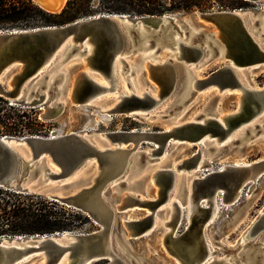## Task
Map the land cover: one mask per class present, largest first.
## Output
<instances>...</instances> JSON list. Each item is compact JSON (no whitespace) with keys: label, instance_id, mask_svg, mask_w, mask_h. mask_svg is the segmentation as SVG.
<instances>
[{"label":"water","instance_id":"water-1","mask_svg":"<svg viewBox=\"0 0 264 264\" xmlns=\"http://www.w3.org/2000/svg\"><path fill=\"white\" fill-rule=\"evenodd\" d=\"M32 1L46 12L58 13L65 8L68 0H65L63 5V0ZM263 14L264 9L259 8L197 11L188 16L172 13H100L63 25L0 28V96L33 107L49 104L54 99V103L49 106V118L63 110L68 102L98 106L109 115L147 117L149 112L146 111L158 101L149 91L138 94L132 89L130 93L120 94L118 101L110 108L102 107L101 102L107 97V91L117 86L118 75L130 76L150 58L147 62L148 68L152 77L160 84L162 97L176 88L175 61L179 60L182 61L179 63L185 66L189 86L191 79L195 80L191 89L199 90L210 85H216L221 90L240 87L242 83L237 70L242 68L247 71L250 67L256 68L264 63V26H258V22H264V17L260 18ZM177 34L180 42L177 41ZM256 35H259V38ZM178 45L181 54L175 59ZM166 49L172 52L165 61L160 62V51ZM135 54L142 57L138 64H132L128 60ZM210 58L226 60L229 63H223L206 78L193 75V67ZM72 59L80 61L82 65H75L78 71L71 84L65 86L63 82L68 78L70 70L64 67V64ZM95 75H102L109 86L97 81L93 77ZM128 84L132 85L130 80ZM53 90L56 91L55 95ZM27 93L28 97L33 98H25ZM243 93L239 109L221 117L215 111L212 115L186 121L155 133H105L104 137L113 147L107 146L104 149L95 144L93 134L89 133L0 136V187L17 193L45 194L57 202L88 213L103 225L100 231L91 234L60 231L41 237L1 236L0 264H15L24 255L39 250L45 252V264H58L66 253L69 254L68 264H91L106 259L111 260L109 264H121L111 244L110 221L114 209L102 198L105 187L126 177L128 170L127 179L139 169V142L144 143L153 138L166 143L172 138H178L200 145L209 140L222 144L231 132L264 109V86L243 88ZM253 126L264 129V125L257 123L247 127L243 134L249 130L252 133ZM130 141L134 142L135 146H122L128 145ZM163 154V150L149 149L144 153V158L149 163L160 159ZM131 156L134 162L130 167ZM90 159H96L99 166V173L92 182L89 183V175L69 181L68 178L84 168ZM48 162L53 164L57 171L52 170ZM200 162L202 165L208 163L207 156L199 154L192 163L178 164L177 168L197 167ZM229 171L235 172L237 178L225 189L227 193L230 192L225 201L233 202L247 181H258L264 174V160L235 165L227 170L195 177L191 186L192 209L189 215V229L184 236L170 237L168 240L170 251L182 264H201L208 259L209 247L204 230L214 218L215 196L217 191L227 184L225 177ZM174 174L171 166H164L156 171L158 199H140L132 195L133 193L122 198L123 205L120 209L129 205H140L152 210V214L144 220L133 222L132 225L136 229L137 225H151L157 208L174 194L177 199L173 203L174 216L170 223L173 231L177 229L184 207L179 203L182 199V188L177 193L174 189ZM49 181L64 187L79 185L80 188L76 193L59 196L50 193ZM127 185L133 187L131 183ZM203 197L207 198L208 206L201 204ZM261 221L256 229L264 227L263 216ZM247 243H252V246L258 244L253 240ZM255 250L262 259L260 264H264V245L256 246ZM225 264L239 263L236 259H231Z\"/></svg>","mask_w":264,"mask_h":264},{"label":"rangeland","instance_id":"rangeland-1","mask_svg":"<svg viewBox=\"0 0 264 264\" xmlns=\"http://www.w3.org/2000/svg\"><path fill=\"white\" fill-rule=\"evenodd\" d=\"M170 1L171 0H163L167 5L170 4ZM195 1L202 3L204 9L194 7L191 10L166 11L165 13L188 16L194 15L197 11L238 10L242 8L264 9L263 0ZM100 13L138 15L130 11H108V9L104 8L102 0H95L92 12L77 15L74 19L64 24L79 18ZM263 17L264 14L260 15V18ZM44 26L45 25L40 23L36 18L28 23L27 28ZM258 26H264V22H258ZM164 52L165 50L160 51V54ZM170 52L172 51H169V53ZM132 59L140 61L142 57L135 54ZM149 60L150 58L146 59L142 65L146 66L145 64H147ZM179 62L182 61H175V67L177 69L176 88L171 93L163 95L160 103L146 111L151 113L150 115L152 118L150 119H148L150 115L147 117L125 114L109 115L103 112L98 106L79 105L71 102H68L64 109L58 111L54 117L49 118V106L54 103V99L51 100L49 104L33 107L31 105H24L22 102H14L10 98L2 96L8 100V105L12 108H8V106L5 110L0 112V136H61L71 133H89L94 135L116 131H146L147 133H155L162 131L166 126L169 127L181 117L187 118L189 116H195V118H201L202 116L214 114L217 109L228 111L236 107L238 103L237 95L241 93L240 91L228 87L221 90L216 85H210L199 90L191 89V82L190 86L188 83V75H186L182 63ZM66 64L64 66L70 70V73L63 83L65 86H69L78 71L75 65H82V63L73 62L68 65ZM221 65V59L210 58L204 60L199 66L194 67L193 70L197 73L196 75H201L200 77L197 76L198 78H206ZM141 71V75H137V70V72L135 71L132 73L128 79L135 80L133 83H137L138 86L136 89L139 91L146 88L151 90L152 88V91L157 94L161 90L160 84L152 77L150 69L148 67H143ZM249 75L252 82L263 87L264 63L251 70ZM99 77L107 82L102 75ZM161 77L169 78L170 76L161 75ZM136 79L139 83L136 82ZM4 85H6V83H4ZM118 85V89L107 94H110V96H117L119 92L133 88V86L128 85V80L124 79L123 75H119ZM52 93L55 95L56 91L53 90ZM26 97L30 99L33 98L28 97V93L25 95V98ZM23 108L27 110L25 114L22 113ZM18 114H20L19 118L29 125L24 130L14 125L11 126L9 122L10 116H16ZM36 118L38 120H36ZM260 125L264 124L261 123ZM252 130V133L251 130H249L247 133L235 137L227 143L223 141L222 144L209 140L207 143L200 145L197 142L178 138L175 140L172 138L166 143H162L153 138L146 140L144 143L139 142L138 149L141 152L138 159V163H140L137 164L139 169L137 168L138 170H136L130 178L127 179V177H124L109 184L103 190L102 195V198L107 201V204L114 209L110 221V234L111 244L118 259H120L123 264H182L181 260L170 251L168 240L170 237H182L187 233L190 225L188 217L190 210H188L186 206L184 207L182 220L175 231L172 230L171 225L167 227L161 224L157 227L155 225V220L158 216H160L159 218H164L168 214V211L164 209L166 202L162 203L155 211L154 221L151 225H149V223L141 227L137 225L138 229L132 225L133 222L144 220L148 215L152 214V210L140 205H129L122 209L119 208L123 205L122 198L130 193H133L132 195L140 199L142 198V192L147 196L146 199L159 198L158 185L154 183V180H148L150 169L143 174L138 172H141L143 168L151 164H153L152 166L154 167L160 165L170 166L178 163L180 165L185 163L190 164L196 160L199 154L204 157L207 156L208 158V163L206 162L200 171L201 177L208 173L227 170L231 166L247 165L254 161L264 160V129L261 130L257 126H253ZM127 146L133 147L135 143L130 141ZM149 149H157L158 151L163 150L164 154L162 156L166 155V157L163 159H155L148 163L145 161L144 153ZM150 158L153 159V157ZM238 159L240 160L239 163H237ZM189 170L191 169H182L181 172L185 175L190 172ZM88 171H90V169H88ZM136 174L140 175L135 176ZM88 175V173H85L78 179L88 177ZM225 178L227 184L218 190L215 196V205L216 208H218L217 212L210 226H207L204 230L208 247H213L214 253L212 257L205 259L201 264H225L231 259H236L239 264H260L262 259L260 255H258L259 253L256 252V250L254 251V249L256 246L264 245V227L256 229L262 222V216L264 217V174H262L258 181H247L240 189L239 196L233 202L225 201V198H228L230 194V192L227 193L225 189L229 186V183H232V181L237 178L236 173L229 171ZM131 182H133L131 184L133 187H128L127 184ZM115 184H117V187L113 188ZM65 187L67 188L69 186ZM155 191H157V193H155ZM39 195L53 200L45 194ZM154 195L155 197H152ZM184 198L185 192L183 194V200ZM200 202L202 205L208 206L207 198L203 197ZM58 204L59 205L52 207L48 206V208L50 207L49 210L53 213V216H59L62 219V225L64 224L66 227L63 231L69 230L80 234H91L102 229L103 225L88 213L60 202H58ZM0 222H3L2 219ZM29 226L30 224H28V222H23L16 226L19 229L17 232H10L2 234L1 236L13 235V237H16L17 235H28L31 237L32 235L30 234L32 233L28 232ZM251 229L254 233L247 242L253 240L255 243H258L256 246H252V243H242L244 234ZM164 230L168 231L167 239L163 236ZM110 262V259H106L92 262L91 264H109ZM20 264H42V261L38 257H32Z\"/></svg>","mask_w":264,"mask_h":264},{"label":"trees","instance_id":"trees-1","mask_svg":"<svg viewBox=\"0 0 264 264\" xmlns=\"http://www.w3.org/2000/svg\"><path fill=\"white\" fill-rule=\"evenodd\" d=\"M94 1L68 0L63 11L49 13L38 7L32 0H0V28L21 26V28H27L28 23L36 18L45 26L63 25L77 15L92 12ZM102 2L108 11H130L138 15H162L166 11L191 10L194 7L204 9L202 3L195 0H171L169 5L163 0H102ZM8 106V100L0 96V112ZM26 112V108H23L22 113ZM19 117L20 114L10 116L9 122L11 126L14 125L24 130L29 125ZM55 205H59L57 201L44 198L39 194L17 193L0 187V221L1 219L3 221L0 222V236L17 232L19 229L16 226L23 222L30 224L28 231L32 233L30 235H45L65 230L62 219L59 216H53L49 210Z\"/></svg>","mask_w":264,"mask_h":264},{"label":"bare ground","instance_id":"bare-ground-1","mask_svg":"<svg viewBox=\"0 0 264 264\" xmlns=\"http://www.w3.org/2000/svg\"><path fill=\"white\" fill-rule=\"evenodd\" d=\"M264 1V0H263ZM65 3V0H63L62 1V5ZM90 16H93V15H90ZM257 36V38H259V35H256ZM177 41L178 42H180V39H179V37H178V34H177ZM263 43H264V41H262ZM169 49H166L165 50V52L162 54H160V62H163V61H165L166 60V57H168V55H169ZM181 54V52H180V48H179V45L177 46V49H176V54H175V56H174V58L176 59L177 58V56L178 55H180ZM132 57H133V55L131 56V57H129L128 58V60L130 61V63H132V64H138V61L137 60H134V59H132ZM150 61V60H149ZM73 62H76V60H74V59H72V60H70V61H68L67 62V64L66 65H68V64H70V63H73ZM78 63H81L80 61H77ZM223 63H225V64H227V63H229L228 61H226V60H222V65H223ZM230 63H232V62H230ZM65 65V64H64ZM146 66H143V65H141L140 66V68H138L137 70H138V74L137 75H141L142 74V69H143V67H149V65H148V63L147 64H145ZM221 65V66H222ZM65 67V66H64ZM183 68H185V66L183 67ZM193 69H194V67H193ZM192 69V70H193ZM254 69V67H250L247 71H245L244 69H242V68H239L238 70H237V74L239 75V77H240V80H241V83H242V85L240 86V87H237V88H235L237 91H240L241 93L240 94H238L237 95V99H238V103H237V105H236V107L233 109V110H225V111H222V110H219V109H217V112L219 113V117H221L222 115H226V114H228V113H232V112H234V111H236V110H238L239 109V105H240V103H241V100H242V98H243V88H260V85H256L254 82H252V80H251V78H249L250 77V75H249V73L251 72V70H253ZM137 70H136V72H137ZM140 70V71H139ZM197 73H195V71L193 70V75H196ZM247 74V75H246ZM100 75H95V76H93L97 81H99L101 84H104V85H108L109 86V84L107 83V82H105L101 77H99ZM196 76H201V75H196ZM118 77H119V75H118ZM123 77H124V79H127L128 80V82H129V79H128V77H129V75H123ZM137 78V77H136ZM141 78V77H140ZM131 81V84L132 85H129V86H133V88L132 89H135V92L136 93H138V94H142V93H144L145 91H149L158 101H157V103L156 104H158V103H160V101H161V95H160V91L157 93V94H155V92L154 91H152V88H151V90H149V88H146V89H144V90H142V91H139L138 89H136V87L138 86L137 85V83H133L135 80H130ZM194 78L191 80V87H192V85H194ZM136 82H138V80L136 79ZM139 83V82H138ZM119 88V85H118V78H117V86L113 89V90H111V91H115L116 89H118ZM132 89H130V90H123V91H121V92H119L118 93V95L117 96H110V94H107V97H105L104 99H103V101L101 102L102 103V107L104 108V109H108V108H110L111 106H113L117 101H118V96L120 95V94H124V93H130V92H132ZM111 91H107V93H112ZM156 104H154L152 107H155V105ZM151 109V108H150ZM151 111H153V110H151ZM107 114V113H106ZM151 113H149V115H150ZM150 118H152V116L150 115V117L148 118V119H150ZM196 118H195V116L193 117V116H189V117H187V118H183V117H181V118H178V120H176L174 123H172L169 127L168 126H166V127H164L165 129H170L171 127H173L174 125H179V124H181V123H183V122H186V121H188V120H195ZM257 123H264V109L260 112V113H258V114H256L255 115V117H253L250 121H248V122H245V123H243L242 125H240L238 128H236V130H234L233 132H231L228 136H227V138H226V142L225 143H227V142H229L230 140H232L233 138H235V137H238L239 135H241V134H243L244 132H245V130L247 129V127H249L250 125H256ZM93 140H94V142H95V144L98 146V147H100V148H102V149H104V148H106L107 146H112V144H111V142L109 141V140H107V139H105V137H104V134H94L93 135ZM204 141V140H203ZM122 146L123 147H127V145H125V144H122ZM113 147V146H112ZM164 157H166V155H164V156H162L161 157V159H163ZM133 162H134V158H133V156H131V161H130V167L132 166V164H133ZM240 162V160L238 159L237 160V163H239ZM49 163V165H50V167H51V169L52 170H55V171H57V168L53 165V164H51L50 162H48ZM179 164V163H178ZM178 164H176V165H170L173 169H174V172H175V174H174V180H175V182H174V189H175V191H176V193L179 191V189L180 188H182V191H183V193H182V199H180L179 200V203L183 206V207H185L186 206V208L188 209V210H190V213H191V209H192V201H191V186H192V182H193V180L195 179V177H201V173H200V171H201V169H202V163L200 162L199 163V166H197V167H189V168H187V169H191V170H189L190 172L187 174H182V169H186V168H183V167H180L179 169L177 168V166H178ZM153 164H151V165H148V166H146L145 168H143L142 170H141V172H138V173H140V174H143V173H146V171L147 170H149L150 169V171H149V178H148V180L149 181H153L154 180V183H155V174H156V171L158 170V169H160V168H163L165 165H160V166H152ZM88 167V168H87ZM98 168H99V166H98V162L96 161V159H90V160H88L87 161V163L85 164V166H84V168H81L80 170H78L72 177H69L68 178V180L69 181H71V180H76V179H78L79 178V176H81L82 177V175H84L85 173H88L89 174V176L91 177V179H90V181H89V183L90 182H92V180H93V178L96 176V175H98V173H99V171H98ZM88 169H90V171H88ZM86 171H88V172H86ZM187 172V171H186ZM128 174H129V170L127 171V173H126V177H128ZM140 174H136L135 176H138V175H140ZM133 175V174H132ZM132 181H134V180H132ZM116 182V181H115ZM48 183H50V184H48V185H50V193H52V194H57V195H59V196H66L67 194H70V193H76L78 190H79V188H80V186L79 185H73V186H70V187H64V186H62V185H55V182H52V181H49ZM133 182H131V184H132ZM115 187H117V184H115L114 185V187L113 188H115ZM145 189V188H144ZM116 190H117V188H116ZM118 191V190H117ZM184 192H185V198H184V200H183V194H184ZM155 193H157V191H155ZM145 197H147L143 192H142V198H145ZM152 197H155V195L154 196H152ZM175 199H177V195L176 194H174V195H171V196H169L168 197V199L165 201L166 203H165V207H164V209L165 210H167L168 211V214L164 217V218H159L160 216H158L157 218H156V220H155V225H156V227L158 226V225H163V226H165V227H167V226H169V225H171V223H170V221L173 219V216H174V206H173V203H174V200ZM217 209L218 208H216V210H215V213H214V216H215V214H216V212H217ZM170 212V213H169ZM190 213L188 214V217H189V215H190ZM165 232H164V234H163V236H164V238H166L167 239V237H168V231H166V230H164ZM66 232H72V231H66ZM57 233V232H56ZM170 233V232H169ZM37 236H39V237H41V236H44V235H39V234H36ZM35 235V236H36ZM48 235H50V234H48ZM30 237V236H28V235H17V237ZM1 237V236H0ZM3 237V236H2ZM13 237V236H12ZM252 237V229L251 230H249V231H247V233L246 234H244V236H243V238H242V243H244L247 239H250ZM24 241V240H23ZM58 241H60V240H58ZM60 243H63L62 241H60ZM210 243V242H209ZM213 247H211L210 246V248H209V253H208V257L207 258H209V257H212V255H213ZM32 257H38L41 261H42V264H45L46 263V255H45V252L44 251H41V250H39V252H37V251H33L32 253H30V254H26V255H24L23 257H22V259H20V260H18L17 262H15V264H20V263H22V262H24V261H27V260H29L30 258H32ZM69 263V254L68 253H66L63 257H62V259L60 260V262L58 263V264H68Z\"/></svg>","mask_w":264,"mask_h":264}]
</instances>
